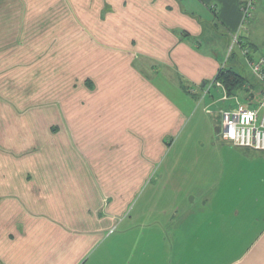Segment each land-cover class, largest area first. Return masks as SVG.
I'll use <instances>...</instances> for the list:
<instances>
[{
  "label": "crops",
  "instance_id": "obj_1",
  "mask_svg": "<svg viewBox=\"0 0 264 264\" xmlns=\"http://www.w3.org/2000/svg\"><path fill=\"white\" fill-rule=\"evenodd\" d=\"M247 1L0 0V264H264V152L222 136L232 98L252 104L264 92L240 66L243 49L264 58V0L248 22ZM40 3H71L84 24L80 90L68 97L83 102H64L58 134L48 122L46 155L40 131L29 153L8 142V108L19 115L8 101V36ZM61 54L51 51L55 66ZM224 66L246 78L226 98L212 86ZM52 103L47 114L60 116ZM242 242L251 245L232 254Z\"/></svg>",
  "mask_w": 264,
  "mask_h": 264
},
{
  "label": "rangeland",
  "instance_id": "obj_2",
  "mask_svg": "<svg viewBox=\"0 0 264 264\" xmlns=\"http://www.w3.org/2000/svg\"><path fill=\"white\" fill-rule=\"evenodd\" d=\"M89 6L92 7L93 4H89ZM26 10L28 11H25V16L23 15V32H19L20 34H17L14 37H12L9 33L8 37L10 38H8L9 40L7 39L8 42L14 43V46L12 47L13 50H10L8 52V55L12 56V58L9 59L8 64V75L10 76V78H8L9 84L7 85V88L8 90H13V95L8 101L11 105H15L16 109H18L19 114L17 117H15L16 119L14 118L15 120L13 121V116L10 115L12 112L11 108H8V122L10 128L8 131V142L11 143L12 141H15L16 146L17 144L18 146L21 145V151H19V153H29L31 147L39 141V139H36L35 136L36 134H38L37 131H40L39 153L41 155H46V151H44V144L41 140L44 137L45 130L48 129L49 126H51H48V122L52 121L53 125L51 126V130L53 133L58 134V130L62 124L61 121L62 119H64V115L62 113L64 102H79V100L83 102V99L76 98L75 100V97H68L71 93L70 91L78 92L80 90V78H77L80 76L78 71L79 67L74 66V64L76 63L77 55L80 52L79 46L84 43L82 42L84 24L83 20L79 17V11H75V8L71 3H40L37 4V6L36 4H28ZM69 10L71 11L70 14H68ZM7 40L4 43H6ZM90 40L93 41V39ZM19 43H22L23 46L19 47ZM16 44L17 46H15ZM32 44L34 45L35 49H31V47H29L32 46ZM232 45H234V43H232ZM237 45L238 44H236V46ZM37 49L39 55H37ZM53 50L61 51L62 53L61 57L56 61L58 62L57 66H55V63L53 61H50L49 55ZM229 53L230 51L228 52V55ZM36 55L40 60L39 69L33 68L32 65V62L37 58ZM231 60L232 57L230 58V60H228L229 64L231 63ZM21 61L24 64L23 66L26 65L28 67L21 68V65H19L21 64ZM247 63L248 60L245 57H242V61L240 64L241 68L244 67V70H247ZM69 67H71L72 69V75L68 72ZM20 73L25 75L24 78H18ZM67 75H71L72 79L66 78ZM70 79L72 80V82L71 84H68L67 82H70ZM151 80L161 85L163 89L167 91L171 96H177V93L179 91L176 90V84L173 86L171 85V82H165V78L156 77L151 78ZM66 92H68V94ZM189 92L192 94L191 91ZM64 96L66 98H63ZM194 100H196L195 102L196 104H198V100ZM232 101V107H234L236 105V102L233 98ZM50 103L54 105L56 103L58 105L56 106L59 107V110H61L59 112L60 116H49L47 114L49 108L52 107ZM245 104L249 103L245 102ZM37 109L39 114L36 112ZM32 113L34 115H32ZM211 121L214 123L212 126H214L218 122V119L212 116ZM32 123H37L39 125L38 129H36L35 126H32ZM57 123H59V125ZM220 123H218L219 127L221 125ZM12 129L14 130L13 132L11 131ZM53 129H56L57 131H53ZM61 130L62 129H60L59 131ZM11 135H16V137L11 139ZM188 166L189 165L186 164V167ZM155 181L156 180H154L152 182V185L148 188L149 192L150 189L154 188ZM188 186L191 185L188 184ZM246 245H248L249 247L251 245V242H242L238 244L231 243V247L233 249L232 254L237 252L239 249H242L243 247L246 248ZM234 258L235 255H233V259ZM227 259L228 258L221 260L216 259L214 260V264H226ZM204 262V259L199 260L200 264H204Z\"/></svg>",
  "mask_w": 264,
  "mask_h": 264
},
{
  "label": "built area",
  "instance_id": "obj_3",
  "mask_svg": "<svg viewBox=\"0 0 264 264\" xmlns=\"http://www.w3.org/2000/svg\"><path fill=\"white\" fill-rule=\"evenodd\" d=\"M257 1L248 0L243 6L242 15L244 21L252 17ZM239 42V36L235 34L233 37L234 45L231 46L230 52L233 51L234 46L239 44ZM242 54L248 60V67L264 85V58H260L257 61L250 60L248 59L249 50L246 49H243ZM213 85L221 87L226 98L227 92L223 84L213 82ZM234 100L236 105L223 112L222 136L224 140L237 148L264 152V92L252 104H245L238 98H234Z\"/></svg>",
  "mask_w": 264,
  "mask_h": 264
},
{
  "label": "trees",
  "instance_id": "obj_4",
  "mask_svg": "<svg viewBox=\"0 0 264 264\" xmlns=\"http://www.w3.org/2000/svg\"><path fill=\"white\" fill-rule=\"evenodd\" d=\"M233 51L230 52V55L228 58L231 56L236 55ZM214 82H220L223 84L224 88L226 89V92L229 96H234L236 93H239L241 88L246 82V78L240 74L238 71L234 70L233 68H228L224 66L221 68L215 79ZM240 99V97H238ZM259 152V151H258Z\"/></svg>",
  "mask_w": 264,
  "mask_h": 264
}]
</instances>
